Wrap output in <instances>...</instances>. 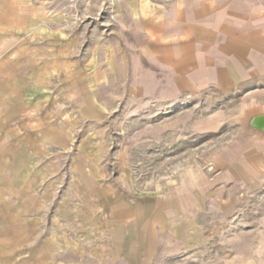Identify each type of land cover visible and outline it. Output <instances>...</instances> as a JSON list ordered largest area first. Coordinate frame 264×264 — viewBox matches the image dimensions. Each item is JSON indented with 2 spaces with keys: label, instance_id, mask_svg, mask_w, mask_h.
Here are the masks:
<instances>
[{
  "label": "rangeland",
  "instance_id": "obj_1",
  "mask_svg": "<svg viewBox=\"0 0 264 264\" xmlns=\"http://www.w3.org/2000/svg\"><path fill=\"white\" fill-rule=\"evenodd\" d=\"M138 1L0 0V73L12 79L0 88L14 94L10 125L29 126L25 180L41 201L32 214L42 216L30 242H13L14 264H115L113 203L98 197L131 203L169 190L206 191L214 154L237 130L229 99L167 109L128 96L118 79L119 42ZM108 99L105 117L87 118L92 101L100 107ZM66 197L73 212L59 209ZM206 200L193 215L201 236L162 239L149 264L264 262V178Z\"/></svg>",
  "mask_w": 264,
  "mask_h": 264
},
{
  "label": "crops",
  "instance_id": "obj_2",
  "mask_svg": "<svg viewBox=\"0 0 264 264\" xmlns=\"http://www.w3.org/2000/svg\"><path fill=\"white\" fill-rule=\"evenodd\" d=\"M140 3L147 7L137 15ZM123 29L130 31L119 42L118 79L133 101L179 109L204 97L225 98L231 100V117L238 120L236 132L225 136L208 166L206 191L169 190L131 203L119 194L105 201L98 197L113 203L117 228L110 251L115 264H149L162 239L191 243L201 236L193 215L207 204L210 192L264 178V0H140ZM8 74L5 79L2 71L0 82L12 81ZM1 88L0 264H14L13 242L20 237L31 241V227L42 222L41 213L36 217L32 210H41V201L36 204L25 180L31 162L24 141L29 126L10 125L14 94ZM104 101L110 105L88 103L87 118L105 117L111 99ZM72 205V197L62 198L59 209L71 207L73 212ZM18 227L23 229L17 234Z\"/></svg>",
  "mask_w": 264,
  "mask_h": 264
}]
</instances>
